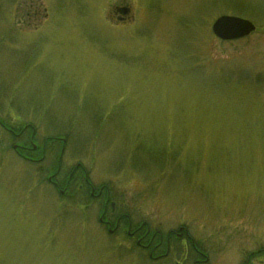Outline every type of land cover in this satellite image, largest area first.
<instances>
[{
    "label": "rangeland",
    "instance_id": "rangeland-1",
    "mask_svg": "<svg viewBox=\"0 0 264 264\" xmlns=\"http://www.w3.org/2000/svg\"><path fill=\"white\" fill-rule=\"evenodd\" d=\"M221 16L256 30L222 42ZM0 120L212 260L264 264V0H0ZM1 135L0 264H142Z\"/></svg>",
    "mask_w": 264,
    "mask_h": 264
},
{
    "label": "flooded vegetation",
    "instance_id": "flooded-vegetation-1",
    "mask_svg": "<svg viewBox=\"0 0 264 264\" xmlns=\"http://www.w3.org/2000/svg\"><path fill=\"white\" fill-rule=\"evenodd\" d=\"M123 7L114 11L118 23L128 19L120 11ZM0 132L2 139L6 135L13 142L11 150L16 158L30 165L35 179L39 177L44 181L45 189L53 190L60 200L76 197L77 205L86 211L97 206V223L113 238L114 246L121 243L132 249L129 253L136 255L134 261L142 264H223L222 259L212 260L205 249L206 243L194 240L183 226L172 227L164 233L157 224H148L124 204L111 202L109 189L93 186L82 166L76 165L66 173L63 137L43 138L40 142L42 138L31 125L13 129L4 126L1 120Z\"/></svg>",
    "mask_w": 264,
    "mask_h": 264
},
{
    "label": "water",
    "instance_id": "water-1",
    "mask_svg": "<svg viewBox=\"0 0 264 264\" xmlns=\"http://www.w3.org/2000/svg\"><path fill=\"white\" fill-rule=\"evenodd\" d=\"M121 13L126 15L128 10L124 8ZM254 31L255 27L250 21L231 16H221L211 25L213 36L225 42L244 39Z\"/></svg>",
    "mask_w": 264,
    "mask_h": 264
}]
</instances>
